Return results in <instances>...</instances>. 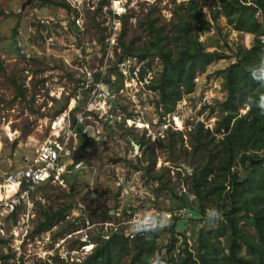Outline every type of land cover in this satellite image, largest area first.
Instances as JSON below:
<instances>
[{"label": "rangeland", "instance_id": "374dc122", "mask_svg": "<svg viewBox=\"0 0 264 264\" xmlns=\"http://www.w3.org/2000/svg\"><path fill=\"white\" fill-rule=\"evenodd\" d=\"M190 1L134 0L135 4L124 13L121 29L115 37L117 48L121 49L118 54L131 55L126 52V46L138 56L160 58L159 49L154 46L156 35L148 26L151 21L162 31L161 45L177 52L179 28L191 22L187 9ZM88 2L93 5L92 10L85 0H0V180L10 170L25 167L26 158H33L42 146L59 138L55 124L53 128L52 125L67 111L78 73L76 48H72L79 43L76 20L81 18L83 24L84 54L95 62L101 56L99 38L106 35L105 38L110 39L111 24L103 20L106 27L103 31L96 20L103 6L109 8L108 1ZM59 4L65 5L66 10ZM99 19L102 20L101 16ZM192 34L197 35V41L207 52L227 56L230 52L236 54L250 48L255 37L236 31L223 17H218L210 28L194 24ZM111 53L114 57L118 55L116 48ZM160 60L163 71L164 64ZM235 62L234 57L214 59L204 72H197L194 79L193 92L212 97L207 122L214 124L213 132L227 99L223 70ZM243 104L239 101L241 108ZM248 111L249 107L242 108L239 116ZM115 128L108 136L102 135L80 148L83 167L68 173L65 186L48 185L39 192L28 219L29 228L21 229V240L22 233L28 231V235L23 243L16 242L18 250L11 253L12 260H6L7 264H49L45 254L58 256V244L63 245L61 252L71 253L80 260L66 263L57 257L52 259L53 264H81L94 254L97 245L114 234L128 239V255H119L118 246L112 248L114 264H131L134 243L145 236L131 235L127 225L144 210L167 211L170 215L171 225L158 231L156 239L155 256L164 264H177L178 256H183L167 253L168 245L172 242L176 246L180 235L191 234L194 255L201 233H214L213 239L218 238L224 249L226 236L220 230L224 221L208 223L204 213L209 207L222 205L225 192L214 189L216 185L210 197L202 202L193 193L189 178L193 168L213 159L217 147L211 144L209 151L194 156L191 133L168 132L164 140L152 147L141 133ZM170 133L176 136L170 138ZM63 139V136L59 138ZM132 142L143 144L138 153ZM259 154L264 158V151ZM234 166V172L241 176L246 174L240 157ZM181 209L188 212L181 214ZM6 221L17 223L15 215ZM50 223L53 226L49 230L37 231ZM64 237L68 239L62 243L60 240ZM48 240V244L44 243ZM86 246L93 249L87 252L83 250ZM243 253L246 254L245 250Z\"/></svg>", "mask_w": 264, "mask_h": 264}, {"label": "trees", "instance_id": "16d2710c", "mask_svg": "<svg viewBox=\"0 0 264 264\" xmlns=\"http://www.w3.org/2000/svg\"><path fill=\"white\" fill-rule=\"evenodd\" d=\"M221 4L223 15L236 31L255 36L250 48H243L236 54L230 52L229 56L216 51L207 52L197 41V35L192 34L193 25L202 24L210 28L213 24L203 18L201 4L192 0L187 6L191 22L179 28L176 39L180 41V46L177 52L161 45L162 31L154 27L153 21L148 22L150 31L156 35L154 46L159 49L158 56L164 64L159 89L166 112L173 109L183 93L193 91L197 72H204L214 59L236 58L235 63L223 70L227 99L214 132L199 127L192 133L194 156L209 151L211 144L217 150L213 159L197 165L189 176L190 187L202 202L210 197L216 185L214 189L225 192V201L217 206L224 221L220 230L226 236L225 247L222 250L220 240L213 239L214 233H201L195 255L185 248L183 256H178L177 264H264V158L259 154L264 151V115L254 104L249 106L250 99L264 94V87L254 81L247 71L259 62L264 52V45L258 39L264 35V0H222ZM59 5L66 8L63 4ZM258 8L263 12V19L255 15ZM218 17L219 14H215L213 21L217 22ZM125 50L134 54L126 46ZM239 101L244 103L242 108L249 107L243 116H239L242 109ZM58 112L61 113L62 108ZM175 136L171 134L170 138ZM177 137L183 141L182 137ZM140 145L143 147L142 143ZM239 157L246 171L244 176L233 171ZM201 208L204 210V206ZM52 226V223L45 224L37 231H47ZM158 235L156 232L151 234V239L144 237L135 241L131 264H147L148 258L155 256ZM127 242L124 235L114 234L97 245L94 254L81 264H114L112 248L118 246L119 255H128ZM173 244L168 245V254H173L176 247ZM4 263L7 264L6 260Z\"/></svg>", "mask_w": 264, "mask_h": 264}, {"label": "built area", "instance_id": "2783aa9c", "mask_svg": "<svg viewBox=\"0 0 264 264\" xmlns=\"http://www.w3.org/2000/svg\"><path fill=\"white\" fill-rule=\"evenodd\" d=\"M78 1V0H76ZM89 6V0H85ZM100 0H97V2ZM109 8L103 6V10L97 16V23L106 30L105 24H111L112 34L108 41L106 35L100 41L101 56L96 62L85 56L84 44L81 42L83 27L81 18L76 20L75 27L80 29L76 32L78 42L73 45L77 53L75 76V90L69 96L67 111L63 114L66 117V129L59 132V138L42 146L37 150L33 158L24 160L25 167L15 168L7 172L0 180V264L4 260L11 261V253L18 250L16 242L21 240V229L29 228L27 223L31 211L37 200L39 192L48 185H64V175L83 165L76 162L78 157L79 143L77 136L81 134L90 138H102L100 127L102 124L111 125L115 120L125 122L137 130L143 132L153 147L167 137L168 132L193 133L197 128L202 127L213 131L214 124L207 122L209 118V106L213 105L212 97L209 94L190 92L182 95L176 101L170 112L158 107L159 98V77L162 74L160 58L151 59L147 56L119 55L120 48H117L115 37L122 26V18L131 7L134 0H107ZM222 0H195L201 4L203 18L212 23L213 16L222 12ZM69 2V1H68ZM73 2H69L70 5ZM251 4V3H249ZM258 19H263V12L260 8L255 13ZM101 16L102 20L99 19ZM260 44L264 45V35L258 37ZM106 44V45H104ZM117 49V56L113 53ZM95 62V63H94ZM120 112H122V116ZM74 119H72V117ZM93 120V121H91ZM74 121V122H73ZM215 121V120H214ZM85 122V124H83ZM93 122V123H91ZM68 123V124H67ZM214 123V122H213ZM73 124V126H71ZM95 124L96 126H94ZM120 123L114 122L113 127H119ZM78 125H82L80 128ZM79 130V132H77ZM79 158V157H78ZM13 186L9 192L10 186ZM185 186H182L184 189ZM119 211L122 212L121 208ZM131 215L132 212L128 211ZM180 213V212H179ZM29 214V215H28ZM15 215L17 223H9L6 219ZM28 231L22 233L24 242ZM49 236V233L47 232ZM191 234L180 235L179 240L185 237L190 252H193ZM68 237L60 240L64 243ZM65 240V241H63ZM44 243H49V240ZM41 244V243H39ZM63 245L58 244V256L48 252L47 261L53 264L52 259L59 257L67 261H79L78 257L71 253L61 252ZM55 251V248H53ZM86 246L83 250L90 252ZM174 252L181 255V248ZM8 256V259H4Z\"/></svg>", "mask_w": 264, "mask_h": 264}, {"label": "clouds", "instance_id": "9594fccd", "mask_svg": "<svg viewBox=\"0 0 264 264\" xmlns=\"http://www.w3.org/2000/svg\"><path fill=\"white\" fill-rule=\"evenodd\" d=\"M251 78L260 86L264 87V52L261 53L259 62L247 68ZM254 104L260 114L264 115V94L258 95L254 100H249V106ZM187 209H181L180 213H187ZM190 214V213H189ZM204 219L208 223H217L222 220V213L216 207H209L205 210ZM172 221L167 211L154 212L144 210L142 213L131 218L127 225L131 235L143 234L145 239H151V234L163 230L171 225ZM107 238V237H105ZM147 264H164L159 256L149 257Z\"/></svg>", "mask_w": 264, "mask_h": 264}, {"label": "crops", "instance_id": "0c3cea01", "mask_svg": "<svg viewBox=\"0 0 264 264\" xmlns=\"http://www.w3.org/2000/svg\"><path fill=\"white\" fill-rule=\"evenodd\" d=\"M64 8V7H63ZM65 10H66V8H64ZM219 17H223V18H225L224 17V15H223V12H220L219 13ZM218 20V19H217ZM211 23V22H210ZM215 22L212 20V24H214ZM248 35V34H247ZM101 40H103V38H101L100 37V41ZM163 72V71H162ZM161 77V76H160ZM159 82L160 81H158V85H159ZM160 90V89H159ZM193 92V91H192ZM158 107L159 106H162V103H161V97L159 98V102H158ZM175 106V105H174ZM120 114H121V117L123 118V116H122V112H120ZM74 122V121H73ZM114 122H116V123H120L119 124V127H121V128H124V130L126 131V130H128V131H136V132H139V133H141V135L147 140V138L144 136V134H143V132H141L140 130H137L136 128H134V127H132V126H130V125H126L125 124V122H119V120H115ZM114 122H112L111 123V125H109V124H105V123H103L102 125L103 126H101L100 127V130H101V133H102V135H106V136H108L109 134H111V132H112V129H114V130H116V128L115 127H113V126H115L114 125ZM54 123H55V121H54ZM54 123H53V125H52V128H53V126H54ZM78 127H79V130H80V128H83V126L82 125H78ZM53 130V129H52ZM79 130H77V132H79ZM113 130V131H114ZM213 132V131H212ZM55 135V134H54ZM58 135V134H57ZM83 134H81V136L80 137H78L77 136V140H78V143H79V150H80V148L81 149H83L84 147H86L87 145H85V140H84V138H83V136H82ZM87 136V135H86ZM88 139H89V142L88 143H90L92 140H94V139H96V138H90L89 136H88ZM149 141V140H148ZM150 142V141H149ZM132 146H133V148H134V142H132ZM150 144L152 145V147H153V144L150 142ZM140 146V145H139ZM135 149V148H134ZM79 150H78V155H80L79 156V158L77 157L76 158V162H82L83 164H84V157H83V155L81 154V152H79ZM80 153V154H79ZM83 167V166H82ZM73 169H75V168H72V170ZM67 175H69L68 173H66L65 175H64V180H65V182H66V176ZM59 186H65V184L64 185H59ZM185 186V185H184ZM180 196H183V194H179ZM195 243V242H194ZM181 248V250H182V253H181V255H183V249H185V248H187L188 249V246H187V239L184 237L183 239H182V241L181 240H179L178 238H177V245H176V247H175V249L176 248ZM193 247H194V245H193ZM190 251V250H189ZM173 253H175L174 251H173Z\"/></svg>", "mask_w": 264, "mask_h": 264}, {"label": "bare ground", "instance_id": "6f19581e", "mask_svg": "<svg viewBox=\"0 0 264 264\" xmlns=\"http://www.w3.org/2000/svg\"><path fill=\"white\" fill-rule=\"evenodd\" d=\"M55 129L57 130L56 135H59V132L66 129V117L64 114L60 115L56 120H55ZM13 186H10L9 192L12 190ZM65 241V240H63Z\"/></svg>", "mask_w": 264, "mask_h": 264}, {"label": "water", "instance_id": "95a60500", "mask_svg": "<svg viewBox=\"0 0 264 264\" xmlns=\"http://www.w3.org/2000/svg\"><path fill=\"white\" fill-rule=\"evenodd\" d=\"M158 105H159V104H158ZM71 117H72V119H74L73 116H71ZM82 136H83V138H84V140H85V145H87L88 142H89L88 136H86V135H84V134H83ZM134 148H135L136 153H138V151L140 150V146L137 145V144H134Z\"/></svg>", "mask_w": 264, "mask_h": 264}, {"label": "flooded vegetation", "instance_id": "af4514ba", "mask_svg": "<svg viewBox=\"0 0 264 264\" xmlns=\"http://www.w3.org/2000/svg\"><path fill=\"white\" fill-rule=\"evenodd\" d=\"M160 94H161V91H160Z\"/></svg>", "mask_w": 264, "mask_h": 264}]
</instances>
